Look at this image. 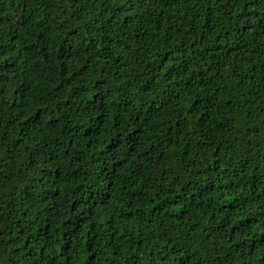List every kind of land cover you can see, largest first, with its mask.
<instances>
[{
	"label": "trees",
	"instance_id": "trees-1",
	"mask_svg": "<svg viewBox=\"0 0 264 264\" xmlns=\"http://www.w3.org/2000/svg\"><path fill=\"white\" fill-rule=\"evenodd\" d=\"M0 264H264V0H0Z\"/></svg>",
	"mask_w": 264,
	"mask_h": 264
}]
</instances>
